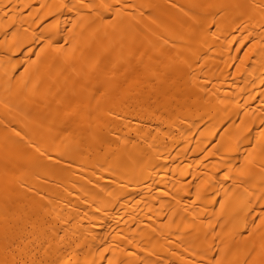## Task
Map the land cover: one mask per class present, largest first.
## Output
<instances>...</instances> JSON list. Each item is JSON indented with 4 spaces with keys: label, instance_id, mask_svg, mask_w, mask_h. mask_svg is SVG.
I'll return each instance as SVG.
<instances>
[{
    "label": "bare ground",
    "instance_id": "6f19581e",
    "mask_svg": "<svg viewBox=\"0 0 264 264\" xmlns=\"http://www.w3.org/2000/svg\"><path fill=\"white\" fill-rule=\"evenodd\" d=\"M0 264H264V0H0Z\"/></svg>",
    "mask_w": 264,
    "mask_h": 264
}]
</instances>
